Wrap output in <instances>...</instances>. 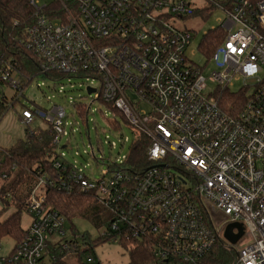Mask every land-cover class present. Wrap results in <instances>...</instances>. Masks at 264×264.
Here are the masks:
<instances>
[{
  "label": "built area",
  "instance_id": "obj_1",
  "mask_svg": "<svg viewBox=\"0 0 264 264\" xmlns=\"http://www.w3.org/2000/svg\"><path fill=\"white\" fill-rule=\"evenodd\" d=\"M55 1L59 10L29 0L33 20L22 29L20 43L37 60L35 77L0 48V103L7 107L0 120L10 107L6 87L15 91L13 102H20L41 75L85 78L94 89L85 105L87 121L97 100L112 104L127 120L133 142L148 139L147 156L141 167L129 163L130 154L110 159L104 174L91 179L66 157L62 142L72 132L65 108L23 104L19 120L30 133L40 130L31 129L37 117L52 127L58 174L38 176L25 201V235L0 264H51L71 253L82 254L85 264H100L95 240L130 239L148 242L166 264H207L217 243L235 253L233 264H264V0H205L202 6L190 0ZM197 11L206 18L223 12L200 44L208 58L204 66L187 52L193 30L174 24ZM220 30L224 37L210 55L205 36ZM212 61L216 68L208 78L216 88L206 92L204 70ZM238 80L243 86L233 91ZM225 91L245 97L234 114L222 105ZM6 155L0 147V204L12 198L3 191ZM45 186L95 193L111 215L97 238L67 233V218L47 204ZM231 223L243 230L236 243L224 235ZM246 235L252 242L239 246Z\"/></svg>",
  "mask_w": 264,
  "mask_h": 264
},
{
  "label": "rangeland",
  "instance_id": "obj_2",
  "mask_svg": "<svg viewBox=\"0 0 264 264\" xmlns=\"http://www.w3.org/2000/svg\"><path fill=\"white\" fill-rule=\"evenodd\" d=\"M40 4L52 2L53 0H39ZM194 5L202 6L205 0H190ZM223 17L222 11H216L208 18L202 15H194L185 18L177 17L174 21L175 26L180 29H191L195 36L192 43L188 47V55L194 62L204 66L208 58L202 53L200 44L204 35L211 29L220 24V18ZM216 68L215 62H210L205 70L204 76L207 78L206 92L214 91L216 84L209 80L211 72ZM40 83V87H38ZM90 84L85 78L71 77L57 81L49 80L46 76L35 78L25 89V97L20 102H13L15 91L6 87V93L9 99V110L0 120V147L9 148L20 139L26 136L28 128L21 124L19 116L22 111L23 104L30 108L40 106L49 110L54 104L62 106L66 110L65 121L68 130L72 132L71 136L63 139L62 144L67 143L66 157L77 167L82 168L91 179H99L107 170L108 161L120 159L123 155H129L133 142V132L129 125L122 121L120 128L111 126L113 120V111L105 104H101L98 100L91 106L88 114V120L80 116L77 109L72 105L76 102L79 105H89L91 98L88 92ZM243 86V81H235L231 86L233 91H239ZM250 91V90H249ZM13 103V104H12ZM141 109H149L146 103L140 104ZM72 124V125H70ZM47 122L42 118H36L31 125L32 130L45 129ZM128 137V140L125 138ZM69 140L67 141V139ZM93 147V152H92ZM36 183V182H35ZM31 182L26 181L25 189H28ZM35 185V184H34ZM18 206L7 208L5 202L0 204V218L3 220L13 212L17 211ZM216 221L224 226V220L220 214L216 215ZM30 216L25 208H22V226L28 227ZM75 226L80 233L88 232L93 238H97L99 229L94 226L88 219L73 218L66 221V231L71 233L72 226ZM238 231L237 228H235ZM125 241V240H123ZM252 242V238L248 235L244 236L238 243L244 246ZM16 241L12 237H5L0 241V257L8 255L15 247ZM96 260L100 264H128L130 259L129 247L123 245L121 241L104 240L99 243L93 252ZM69 264H80L75 255L70 254L65 258Z\"/></svg>",
  "mask_w": 264,
  "mask_h": 264
},
{
  "label": "trees",
  "instance_id": "obj_3",
  "mask_svg": "<svg viewBox=\"0 0 264 264\" xmlns=\"http://www.w3.org/2000/svg\"><path fill=\"white\" fill-rule=\"evenodd\" d=\"M51 7L59 10V3L55 0L51 2ZM199 14V11L195 15ZM18 21L14 25L13 21ZM33 7L29 0H0V48L8 54L14 55L24 66L25 72L30 76H36L38 71L37 60L33 55L24 50L20 43L23 36V28L32 23ZM219 30V29H217ZM224 34L220 31H212L204 39L205 49L208 54H213L217 44L223 39ZM39 73V72H38ZM49 80L55 82L66 78L67 76L59 73L44 74ZM56 84V83H54ZM223 107L230 113H236L243 104L245 97L235 92L225 91L221 98ZM113 113L119 115L123 122L127 123L125 117L110 103H105ZM77 110L85 120H87V107L75 104ZM0 114L7 107L0 103ZM111 126L120 128L122 121L116 118L111 122ZM54 137V131L50 125L45 129L30 133L27 130L26 136L17 141L14 145L6 148L7 155L4 160V167L9 169V178L7 179L3 191L10 192L12 198L5 200L7 208L18 206L17 211L5 219L0 218V241L5 237H12L18 242L25 235V228L22 226V208H25V201L28 198L32 188L39 175L46 173L57 176L58 171L53 166V161L58 156L55 146L51 145ZM148 139L142 137L132 142L129 163L141 167L146 160V148ZM26 181L31 182V186L25 189ZM47 193V204L62 214L67 220L73 218L88 219L97 228L105 225L110 220V213L98 202L95 193L84 192L77 188L68 193L58 190L56 187L45 186ZM1 214V212H0ZM72 230L75 233L80 231L73 225ZM90 238L91 234L84 233ZM103 241L95 240L94 248ZM129 247L130 259L128 264H166L158 258L148 242L139 239H130L121 241ZM75 255L80 264H85L83 256L80 253H71ZM65 255H58L51 264H69ZM235 253L226 251L217 243L208 257L207 264H233Z\"/></svg>",
  "mask_w": 264,
  "mask_h": 264
},
{
  "label": "water",
  "instance_id": "obj_4",
  "mask_svg": "<svg viewBox=\"0 0 264 264\" xmlns=\"http://www.w3.org/2000/svg\"><path fill=\"white\" fill-rule=\"evenodd\" d=\"M87 89L89 93L94 91V89L90 87H88ZM235 228H237L239 231L236 234L233 232ZM242 234H243V230L241 225L237 223H231L227 225L224 235L231 243H236Z\"/></svg>",
  "mask_w": 264,
  "mask_h": 264
}]
</instances>
